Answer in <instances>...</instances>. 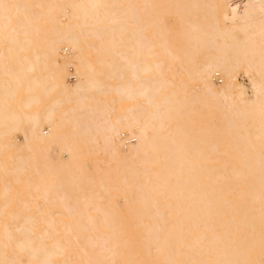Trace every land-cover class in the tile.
Masks as SVG:
<instances>
[{
  "label": "bare ground",
  "instance_id": "6f19581e",
  "mask_svg": "<svg viewBox=\"0 0 264 264\" xmlns=\"http://www.w3.org/2000/svg\"><path fill=\"white\" fill-rule=\"evenodd\" d=\"M164 2L172 7L168 13ZM220 4L224 10L218 14ZM250 11L260 15L251 18ZM237 17L240 24L234 22ZM172 22L181 27L176 53L164 40L163 24ZM201 49L209 60L200 67ZM63 54L71 57L73 82ZM175 59L178 64L172 66ZM240 63L257 80L253 99L236 108L225 79ZM176 71L193 83L186 89L188 82L182 81L179 99L170 77ZM263 73L264 0H0V259L85 264L72 237L90 245L89 230H98L115 248L122 231L114 211L97 202L101 191L123 192L128 186L123 175L135 179L143 172L148 186L170 193L167 178L187 172L195 184L186 194L194 200L184 216L193 214L197 224L204 219V202L206 216L223 219L224 234L235 235L230 238L236 240L234 248L225 249L216 264H264V210L256 206L264 189V159L260 143L240 123L252 108L264 115ZM217 75L224 83L215 90ZM192 103L208 106L225 121L217 131L202 128V146L189 122L170 129L163 121L169 111L187 116ZM259 127L264 133V124ZM116 135L126 147L124 157ZM55 148L67 156L59 153L56 164H47L40 152ZM102 151L107 168L94 156ZM219 157L221 166L236 157L246 168H220L213 162ZM199 167L210 171V180H201ZM227 171L233 176L224 181ZM219 179L223 192L213 184ZM86 187L89 194L80 196ZM48 189L53 194L44 196ZM42 195L44 209L32 201ZM77 196L85 199L81 208ZM243 225L256 240L240 235ZM160 229H152V244ZM92 264H100L99 258Z\"/></svg>",
  "mask_w": 264,
  "mask_h": 264
},
{
  "label": "rangeland",
  "instance_id": "374dc122",
  "mask_svg": "<svg viewBox=\"0 0 264 264\" xmlns=\"http://www.w3.org/2000/svg\"><path fill=\"white\" fill-rule=\"evenodd\" d=\"M208 1V0H205ZM240 1L242 0H235ZM161 7L164 9L165 13H168L172 7L164 2ZM242 8V4H240ZM224 10V5L220 4L217 13L220 14ZM249 15L251 18L260 15V11H250ZM201 23L204 22L200 14L196 17ZM240 24L241 19L237 17L234 21ZM164 29L167 32V37L164 38L165 43L170 48L173 53L177 52L178 39L177 31L181 27L172 22L164 23ZM228 26V25H227ZM206 49H201L197 54V60L200 67L208 62L209 56L207 55ZM210 52H213L210 50ZM124 54V52H121ZM66 54V53H65ZM71 57L64 55L62 56V61L68 64V80L70 82L74 81L73 67L69 63ZM178 59L173 61L172 66L178 64ZM124 75L129 74V70L123 72ZM169 76V75H168ZM174 83V87L178 88L179 92L174 96V98L179 99L182 94V81L188 82L186 89L193 87V83L187 81V78L182 76L181 72H177L170 76ZM220 76H215L212 81V87L215 90L219 89V86L224 83V80L219 79ZM217 79V80H216ZM264 81V73L260 77ZM257 80V77L248 69L244 67L243 64H237L228 73L227 79L225 81L229 84L230 90L233 93V104L236 108L239 107V102L245 101L246 105L253 99L254 87L253 83ZM192 110L187 116L180 117L169 111L168 115L163 118L165 124L170 126V129L180 127L183 122H189L191 125L192 136L195 137L196 143L202 146L203 142L201 140L202 134L200 131L202 128H214L220 129V127L225 125V121L216 113L211 112L208 106H202L200 103H192ZM259 110V109H258ZM243 128H249V136L252 141L260 143L259 153L261 158L264 159V133L259 127L260 123L264 124V115L260 114L256 108H252L248 113H245V118L240 121ZM215 132L214 134H216ZM169 135L172 132L169 130ZM214 136V135H212ZM15 137L22 141V136L20 132L15 133ZM114 140L118 144V153L124 157L126 155V147L122 144V140L119 135L114 137ZM127 143V142H126ZM128 144V143H127ZM55 151L56 154H49L51 151ZM50 150H41L40 154L42 159L47 164H56V157L60 153L62 158H66L67 154L64 151H58L57 148ZM229 152H234L233 149H227ZM98 161L102 163V168H107L110 165L106 164L107 155L106 152H97L96 155ZM199 159V155L195 156ZM223 157H219L213 162L220 166V168H246L245 165L238 163L236 157H233L231 163L221 166L220 161ZM202 162V161H201ZM154 170L156 173L161 171L160 163L154 165ZM112 170V169H111ZM198 173L203 180L207 182L210 180V171L199 167ZM1 174V173H0ZM224 181H226L228 175H232L231 171L223 172ZM256 178L259 177V171H254ZM11 178V174H9ZM126 179L127 188L123 192L112 190L110 193L101 191L100 198L97 202L108 209H112L114 214L117 216L118 221L122 226V231L118 236V245L114 248L109 239H103L101 233L98 230H89L90 235V245L84 243L82 238L72 237L74 245L81 251L82 257H86L85 264H92L96 258H99L100 264H216L220 260V256L225 249H233L236 240H230L235 235L224 234L223 230L226 227V223L223 219L212 220L206 216V203L201 204L202 219L198 220V223H193L195 220L192 219V215L185 217L186 212H190L191 203L194 200V196L188 195L191 191L190 185L195 184V179L191 177L187 172L182 173L179 179H177L175 174H171L166 181L167 191L162 193L159 189H152L148 186V180L143 172H138L137 178L132 176L123 175ZM223 183L219 179V182H213L215 188L221 191H225L226 187L221 186ZM86 189V190H85ZM84 191L81 189L80 193L84 196L89 194L87 187ZM226 193V192H224ZM51 190H47L44 196L52 195ZM186 194V196H185ZM207 198V194L203 193ZM223 195V193H222ZM233 201V197L229 194ZM76 197L78 201V208L83 207L84 198ZM247 199L251 200L249 196ZM33 204L38 203L42 209L45 208L46 201L41 197L35 196L32 198ZM72 199H69L67 203L73 204ZM171 202V205L167 206V202ZM252 203V201H251ZM257 208L261 211L264 210V189L262 191V199L256 203ZM91 208V206H89ZM222 209H226V205L221 206ZM56 218L61 217L58 213ZM67 219V217H64ZM99 223L102 221L99 219ZM214 224L212 230L209 229V225ZM161 228L159 232L153 238L155 243H151V233L154 228ZM210 231L214 232L213 234ZM240 235H247V241L256 240L255 232L251 230L248 226L243 225L242 229L239 230ZM205 233V234H204ZM180 235V236H179ZM230 240V241H229ZM159 246V247H157ZM252 247L253 245L250 244ZM1 255V249H0ZM0 264H5L0 259ZM14 264H23L21 258L14 260Z\"/></svg>",
  "mask_w": 264,
  "mask_h": 264
}]
</instances>
